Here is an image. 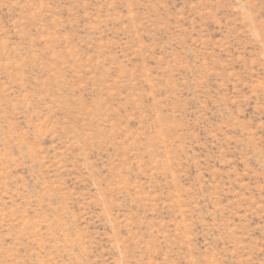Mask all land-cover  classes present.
I'll use <instances>...</instances> for the list:
<instances>
[{
    "label": "rangeland",
    "instance_id": "obj_1",
    "mask_svg": "<svg viewBox=\"0 0 264 264\" xmlns=\"http://www.w3.org/2000/svg\"><path fill=\"white\" fill-rule=\"evenodd\" d=\"M0 264H264V0H0Z\"/></svg>",
    "mask_w": 264,
    "mask_h": 264
}]
</instances>
